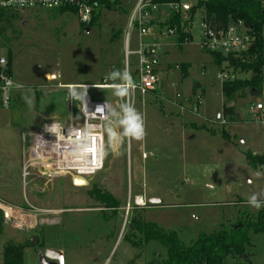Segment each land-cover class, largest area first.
Wrapping results in <instances>:
<instances>
[{"label": "rangeland", "instance_id": "1", "mask_svg": "<svg viewBox=\"0 0 264 264\" xmlns=\"http://www.w3.org/2000/svg\"><path fill=\"white\" fill-rule=\"evenodd\" d=\"M128 1L119 0L116 9H98L101 17L94 27L80 23L70 10L20 13L22 34L0 42L1 54L8 58L12 51V73L25 88L9 109L0 104V198L16 207L56 211L35 232L4 226L0 264L7 242L23 245L35 236L41 247L26 248L23 264H40V252L48 249L63 251L67 264L162 262L167 248L147 241L135 228L139 224L175 233L189 247L202 234L230 228L264 210L247 204L252 194L264 200V170L247 160L248 153L264 157V119L255 112L256 105H264V68L260 92L246 89L224 98L225 81L252 75L217 66L202 48L204 13L191 9L211 0H180L176 12L191 41L180 47L175 37L164 39L159 84L146 95H131L129 103L145 118L144 141L124 138L122 144L110 145L105 130L104 170L86 179L88 186L77 187L68 177L39 182L34 192L24 186L16 158L28 152L33 133L47 121H61L60 116L80 118V100L69 98L68 88L58 85L119 83L106 77L125 67L134 72L137 58L127 55L126 39L137 0ZM171 12L161 7L154 22L164 23ZM118 31L121 35L114 39ZM139 40L133 29L129 49L137 50ZM88 95L112 103L117 111L125 102L112 89L92 88ZM224 106L233 109L236 123L224 118ZM115 130L123 131L119 126ZM152 198L160 202L152 204ZM252 242L243 256H229L225 264H264V236L253 234Z\"/></svg>", "mask_w": 264, "mask_h": 264}, {"label": "built area", "instance_id": "2", "mask_svg": "<svg viewBox=\"0 0 264 264\" xmlns=\"http://www.w3.org/2000/svg\"><path fill=\"white\" fill-rule=\"evenodd\" d=\"M47 4H52V7H48ZM163 6L170 8L172 11L177 9V5L173 4L160 6L153 4L152 0H137L129 19L126 39L127 55L137 58L135 70L131 73L137 84L131 94L133 99L136 94L146 95L155 90L160 82L161 72L159 68L162 58V41L169 37H175L177 33L176 29L166 30L162 28L161 23L154 22V14L158 13ZM71 8L76 10L80 23L89 25L92 22L94 9L84 0H59L58 5L56 0H23V2L22 0H0V10L18 13ZM85 16H88L89 19L85 20ZM202 27L203 39L201 46L207 52L240 54L246 51L251 44V38L248 36L247 29L242 22L233 24L226 30L212 29L204 22ZM133 29L138 31L140 37L138 48L135 51L130 50L128 47ZM0 60L6 61V64L0 63V104L3 108L9 109L25 88L15 80L9 59L0 53ZM6 79L12 81L11 86L6 83ZM58 86L60 88L66 87L63 84ZM92 88L96 87L88 86V90ZM131 95L127 98L128 102ZM86 104L89 112H95L97 106H105V113L108 111L106 105L113 108L112 103L94 101L88 93ZM258 105L255 106V112L264 119V108L257 107ZM53 123L62 126L63 139H58L55 134L47 130V127H50ZM86 124L96 126L95 138L88 139L85 137V142L88 144L87 152L74 154L73 149L76 148V145L67 138L73 131L85 129ZM105 124L106 122L99 118L86 120L82 101L78 120L71 117L67 122H45L38 131L33 133L31 145L25 154L26 163L23 171L25 186L28 187L42 181L49 184L65 176L90 179L101 173L105 165ZM143 158H147V155L144 154ZM101 159L103 161L102 167L100 166ZM138 198H136V203ZM53 216H56L55 211L40 209L30 204H27L26 207H16L0 198V225L2 230L4 226L9 225L12 229L20 232H35L40 225L45 224V220L49 221L45 217Z\"/></svg>", "mask_w": 264, "mask_h": 264}, {"label": "trees", "instance_id": "3", "mask_svg": "<svg viewBox=\"0 0 264 264\" xmlns=\"http://www.w3.org/2000/svg\"><path fill=\"white\" fill-rule=\"evenodd\" d=\"M93 7V19L89 27H94L101 12L98 9H116L119 7V0H84ZM180 0H152L156 5H178ZM74 11L71 9H60L59 11ZM193 13L201 10L204 13V23L215 30H226L233 24L242 22L251 38L249 48L240 53H214V63L221 67L227 64L228 68L235 72L251 73L250 80H228L222 84L224 98L231 99L233 96L246 89H254L260 92L263 87L264 68V4L257 0H211L201 1L196 8L191 9ZM18 12L0 10V42L9 41V35L19 36ZM163 29H176L175 39L180 47L191 41V35L185 32L182 27L180 15L173 11L167 21L161 23ZM118 31L114 39L119 38ZM174 38V37H173ZM3 47L0 43V49ZM9 64L11 66L13 55L9 49ZM224 118H228L229 124L236 123V114L232 108L223 107ZM247 160L253 167L264 170V157L247 154ZM112 198V197H111ZM244 216V215H243ZM141 234H144L147 241H155L167 248V259L162 262L152 261L148 264H225L229 256H243L246 249L253 245L252 235L262 234L264 236V210L259 211L255 218L244 216L238 223L230 228L223 227L213 234H202L191 246H183L175 233H168L155 224H145L135 227ZM3 230L0 225V235ZM41 244L31 245L30 241L23 245L12 241L4 245L2 264H23V252L26 248Z\"/></svg>", "mask_w": 264, "mask_h": 264}, {"label": "clouds", "instance_id": "4", "mask_svg": "<svg viewBox=\"0 0 264 264\" xmlns=\"http://www.w3.org/2000/svg\"><path fill=\"white\" fill-rule=\"evenodd\" d=\"M23 2V0H22ZM59 0H56L58 5ZM48 7H52V4H47ZM85 20H88L89 17L85 16ZM0 63H5L6 61L0 60ZM49 79L55 77L48 76ZM107 80L119 81V83L111 84H98L94 85L96 88L107 87L113 90V95L115 97L121 98L125 102L119 104V111L116 108H112L110 105H106L108 111L105 113V106H97L95 112H89L86 104V96L88 93V86L85 84H70L66 87L68 88L69 98L74 100L82 101L84 105V115L86 120L89 118L95 119L99 118L106 122L105 130L107 131L109 144L114 145L117 143L122 144L124 138L134 139L136 141H144L147 136L145 118L144 115L138 111L134 105L127 102V98L130 97L134 89L137 87V84L134 78L131 75V72L125 67L123 70H113L106 77ZM6 83L11 86L12 81L6 79ZM28 103H31L29 100ZM257 107L264 108V105H258ZM221 113H217V118L221 117ZM115 126L122 128V133L115 130ZM95 125L86 124L85 129H77L73 131L69 136L68 140L76 145V148L73 149L74 154L86 153L88 150V144L85 142V137L88 139L95 138ZM47 130L50 133H53L57 136L58 139H63V130L60 124L53 123L50 127H47ZM245 141H241L243 144ZM78 150V151H77ZM100 166H103V161L101 159ZM257 177L261 176V173L257 172ZM74 183H82L80 181H74ZM248 183H252V180L249 179ZM208 187H213V185H208ZM247 204L256 210H260L261 207H264V200L260 199L257 194H252ZM45 256L49 259L52 258L51 252H46ZM41 264H47V260L41 261ZM59 264H67L66 258L63 255H59Z\"/></svg>", "mask_w": 264, "mask_h": 264}, {"label": "water", "instance_id": "5", "mask_svg": "<svg viewBox=\"0 0 264 264\" xmlns=\"http://www.w3.org/2000/svg\"><path fill=\"white\" fill-rule=\"evenodd\" d=\"M186 8H188V6H186ZM74 181H80L82 183L77 184V183H74ZM73 183L77 187H86V186H88V181L85 178H83V177H73ZM149 202L152 203V204H156V203H159L160 200L158 198H152ZM37 242H38V239H37L36 236L32 237L31 240H30L31 245H36ZM46 252H51L52 253V258L51 259H49V258H47L45 256ZM59 255H63L64 256V253L61 252V251L48 249L44 253L40 252V254L38 256V260H39L40 264H41V261H43V260H47V264H59Z\"/></svg>", "mask_w": 264, "mask_h": 264}, {"label": "crops", "instance_id": "6", "mask_svg": "<svg viewBox=\"0 0 264 264\" xmlns=\"http://www.w3.org/2000/svg\"><path fill=\"white\" fill-rule=\"evenodd\" d=\"M130 1V0H129ZM128 1V2H129ZM132 1V0H131ZM127 4H132V3H127ZM186 7V6H185ZM68 85H70V84H68ZM94 85H98V84H91V85H87V86H94ZM59 87V86H58ZM21 99L22 98V94H20L19 96H18V99ZM17 99V100H18ZM80 107H81V101H80V104H79V111H80ZM59 116H60V114H59ZM61 117V121L62 122H67V121H69L70 119H68V118H66V117H64V116H60ZM74 117V116H73ZM147 155V153H143V155ZM147 158H148V155H147ZM16 161H17V164L19 165V170H21V177L23 178V171H24V166H25V163H26V155H25V152H23L22 153V155H18V157L16 158ZM11 163V162H10ZM65 177H68V178H70L71 180H72V182H73V177H70V176H65ZM23 182H24V179H23ZM37 185H38V183H35V184H33V185H30V186H28V187H26L25 186V182H24V186L26 187V188H29V190L31 191V192H34V191H36V189H35V187H37ZM56 212V211H55ZM63 252V251H62Z\"/></svg>", "mask_w": 264, "mask_h": 264}, {"label": "bare ground", "instance_id": "7", "mask_svg": "<svg viewBox=\"0 0 264 264\" xmlns=\"http://www.w3.org/2000/svg\"><path fill=\"white\" fill-rule=\"evenodd\" d=\"M141 198L139 199V201H138V203L140 204V205H143L144 204V202H143V200H141Z\"/></svg>", "mask_w": 264, "mask_h": 264}]
</instances>
